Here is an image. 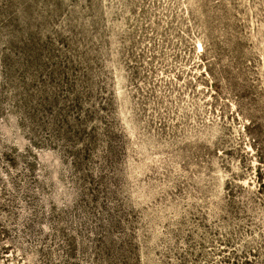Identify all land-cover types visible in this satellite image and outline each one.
<instances>
[{"label": "rangeland", "instance_id": "1", "mask_svg": "<svg viewBox=\"0 0 264 264\" xmlns=\"http://www.w3.org/2000/svg\"><path fill=\"white\" fill-rule=\"evenodd\" d=\"M0 264H264V0H0Z\"/></svg>", "mask_w": 264, "mask_h": 264}]
</instances>
